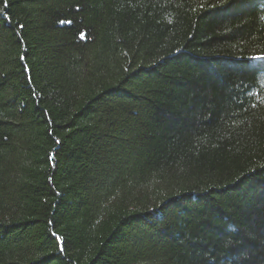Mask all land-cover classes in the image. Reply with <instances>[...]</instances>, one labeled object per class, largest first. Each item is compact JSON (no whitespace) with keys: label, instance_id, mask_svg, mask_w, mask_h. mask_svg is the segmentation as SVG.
<instances>
[{"label":"trees","instance_id":"obj_1","mask_svg":"<svg viewBox=\"0 0 264 264\" xmlns=\"http://www.w3.org/2000/svg\"><path fill=\"white\" fill-rule=\"evenodd\" d=\"M0 13V264H264V0Z\"/></svg>","mask_w":264,"mask_h":264},{"label":"snow or ice","instance_id":"obj_2","mask_svg":"<svg viewBox=\"0 0 264 264\" xmlns=\"http://www.w3.org/2000/svg\"><path fill=\"white\" fill-rule=\"evenodd\" d=\"M5 2H6V0H5ZM0 14H2V13H0ZM252 59L257 60V61H264V55L256 56V57H253Z\"/></svg>","mask_w":264,"mask_h":264}]
</instances>
